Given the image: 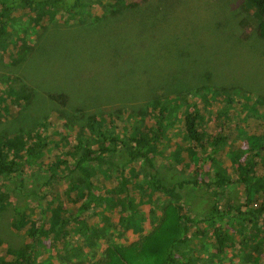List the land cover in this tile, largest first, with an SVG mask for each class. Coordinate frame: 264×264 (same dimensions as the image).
Segmentation results:
<instances>
[{
    "label": "rangeland",
    "instance_id": "obj_1",
    "mask_svg": "<svg viewBox=\"0 0 264 264\" xmlns=\"http://www.w3.org/2000/svg\"><path fill=\"white\" fill-rule=\"evenodd\" d=\"M67 2L70 3L61 6L55 17L49 6L44 7L48 12L42 17L40 6H22L3 20L7 23L5 33L0 30V145L22 144L24 140L32 147L34 143L29 136L36 134L42 136V148L47 144L41 159L44 168L35 160L26 162L23 144L22 173L3 181L7 201L12 205L8 213L0 216V259L11 260L12 251L25 250L31 243L26 234L28 227L17 228V208L28 207L30 219L39 225L45 218L43 221V208L38 205H62L67 212L65 216L78 215L80 202L76 204L64 194L54 196L48 185L51 177L61 181L64 193L72 183L78 191L83 184L78 183L79 173L74 174L77 154L81 155L86 146L98 147L100 142L97 144L96 140L101 141L102 133L107 145L114 133L124 140L134 129L146 133L144 125L152 126L154 117H148L145 124L130 113L154 100L160 108L169 99L183 96L187 103L178 106L174 101L172 116L177 115L183 121L184 113L197 106L203 116L202 131L211 136L222 134L230 140L224 142L225 151L213 159L208 153L195 159L183 150L184 165H175L171 159L177 145L187 147L186 141L170 130L159 142L157 153L151 157L157 165L155 169L167 175L168 182L176 185L180 180L174 192V196L180 197L177 202L172 194L147 196L150 191L143 175L137 179L129 167L123 166L121 172L131 181L130 197L138 204L125 216L133 213L136 222L142 219L125 231L120 223L121 204L111 210L107 203L93 204L79 222L71 221V227L84 228L87 220L90 228L103 229L102 235H106L95 247L84 244L86 261L89 256L92 259L93 253L94 258L96 255L100 258L110 247L106 241L128 246L149 234L154 228L152 219H157L155 225L159 224L169 207L168 201H180L181 205L173 206H181L180 215L193 221L202 220L204 212L216 204L237 205L243 214L258 211L264 197L253 205H245L246 186L252 184L255 170L249 171L246 182L239 184L236 165L225 155L231 153L234 142L245 151H254V138L264 146V39L259 36L260 20L249 2L124 0L114 4L112 0H82L76 6V0ZM4 3L0 2V13ZM150 113L157 115L155 111ZM181 121L179 125L183 128ZM13 150L17 152L18 148ZM34 152L36 155L37 150ZM259 161L264 166V150ZM96 167L89 163L92 191L105 197L106 190L118 186L120 179H110L111 175L103 172L105 166L100 172ZM131 167L138 170L141 166ZM184 179L197 180L199 187L188 184L179 188ZM221 180L225 184H217ZM82 192L88 194L85 185ZM75 195L72 193L71 197ZM103 209L105 212L100 216H89ZM235 212L232 210L231 214ZM231 219L223 222L232 236L230 243L237 242L241 235L252 245H260L263 250L259 264H264V214L255 225L236 214ZM49 226L50 222H46L45 227ZM199 228L204 229L203 236ZM199 228L198 224H188L186 235L194 238L186 248L177 247L173 256L176 261L242 263L244 254H237V248H226L227 252L219 255L213 247V230L205 223ZM42 241L44 255L40 261L46 262L43 264H81L85 260L74 257L64 261L65 240L59 239L55 246L52 236ZM204 242L206 249L201 250Z\"/></svg>",
    "mask_w": 264,
    "mask_h": 264
},
{
    "label": "trees",
    "instance_id": "obj_2",
    "mask_svg": "<svg viewBox=\"0 0 264 264\" xmlns=\"http://www.w3.org/2000/svg\"><path fill=\"white\" fill-rule=\"evenodd\" d=\"M9 1L11 0H0V2H5L3 12L0 13V30L4 33L7 23L3 20H5V18L8 17L7 15L11 14L13 10H17L22 6L30 7L36 5L40 6L43 13L40 17H42L48 12L44 7L49 6L53 9L52 16L55 17L58 9L62 8L61 6L64 7L70 3L67 2V0H15L14 4L7 5ZM81 1L82 0H76L74 5L76 6L81 3ZM112 1H114L115 4V2L122 3L124 0ZM245 1L249 2V4L255 9V15L260 20L258 28L259 36L264 39V0ZM250 26L251 23H248V27ZM174 101L178 106H183L184 103H187V99L183 96H178L177 98L169 99L158 108V102L154 100L149 102L139 111L130 113V115L145 124L148 117H154L156 121L152 126L144 125V129L147 131L146 133L141 129H134L132 135L125 137V140L121 139L117 133H114L110 137V143L108 145L104 143L106 136L102 133V135L99 136L101 141L96 140L97 144L100 142L98 147L86 146L81 155H78L75 152V155L77 154L79 158H74L77 160L74 174L79 173L80 182L78 183L83 185H80L77 191L76 184L72 183V186L68 187L65 193L64 189H61V181L55 177H51V181L48 185L53 189L54 196L64 194V196H67L72 202L76 204L80 202L78 203L81 205L78 209V215L75 217H72L71 215L65 216L67 212L62 205H47L46 207H44V205H38L43 208V221L45 218V222L39 225L38 221L30 219V214L26 212L28 207L24 209L17 208L16 212L19 216L17 228L20 230L28 227L26 234L30 238L31 243H29L25 250L12 251L10 253L13 257L11 260L5 258L0 259V264H43L44 261H40L44 255L42 240L43 238L46 239L51 236L53 237L54 246L59 239L66 241L63 249L65 252L63 260L66 262L67 260L71 261L72 258L76 257L85 259L81 264H177L178 262H180V264H190L188 262L183 263L180 259L176 261L173 256L178 252L176 251L178 249L177 247L185 246L186 248L187 245L193 241V235L190 238L186 235L188 232V224L191 223L198 224V228L201 223H205L213 230L215 241L213 247L217 248L216 251L219 255H224L227 252L225 251L226 248H237V254H244L241 259V264H259V255L263 250L262 247L258 244L252 245L245 236L241 235L237 242L230 243L232 236L228 234V229L223 225V222L231 221V216L236 214L255 225L259 222L260 216L264 214V201L260 202V209L258 211H249L245 214L241 213L240 209L236 208L237 205H212L208 211L204 212V215L200 218L202 220L195 221L189 217L180 215L179 210L182 209L181 206H173L181 205L180 201L175 203L180 197L174 196V192L177 191V187L175 186L180 180L176 185L174 182H168L167 175L163 174L159 169H155L157 168V165H155L151 155L157 153L156 151L159 142L165 139L170 130L174 131L175 136L186 141L188 143L187 147L180 148V145H177L175 148L177 149V152L174 155L176 160L173 157L171 159V162L175 165L176 163L184 165V160L181 157L184 152L183 150L191 153L190 156L195 159L198 155L201 156L204 153H208V157L213 159L215 156L225 151L224 148L226 145H224V142L230 140L228 136H223L222 134L211 136L207 132L202 131L201 119L203 116L202 113L199 112L197 106L193 111L187 110L184 113L185 117L183 118V121H181L182 119H177V115L172 116L173 113L170 112V109ZM229 102L230 104L233 103L231 100ZM152 111H155L157 115H152L150 113ZM180 121L183 128H180ZM221 136L223 138H221ZM29 137H31L30 140L34 143L32 147H28L24 140H22V144L8 142L0 145V216H4L8 213L12 205V202L7 201L9 196L6 189L7 186L4 185L5 183H3V181L22 173L21 169L23 165L20 160H22L23 157L20 156V152L24 148L23 144L26 145V150H24L27 153L26 162L35 160L34 162L40 164L42 168H44L41 159L44 157L43 148H46L47 144H44V147L42 148V142L40 141L42 136L39 134ZM256 140V138L253 139L255 143L254 151L252 149L245 151L242 149V146L237 145L236 142H234L231 147V153H225L232 164L236 165L237 180L239 184H241V182H246L249 177V171L255 170L256 174L252 178V184L249 187L246 186L245 192L247 193V202L245 205H253L258 202L261 197H264V166L259 161L260 152L264 150V146L257 144ZM16 148H18L17 152L13 150ZM35 149L37 150L36 155L34 152ZM10 150H12L10 152L12 155L8 156ZM246 154H248L246 156L247 158H245ZM116 156H119L117 161L114 160V157ZM188 159L190 160L189 156ZM89 163L92 166H97L96 171L98 172L102 171V167L105 166L103 172L111 175L110 179L115 177L120 179L118 186L106 190L105 197L95 195L92 191L94 187L92 183L93 175L88 168ZM136 164L141 166L138 167V170L131 167ZM123 166L124 168L129 167L132 176L137 179H140V176L143 175V180L148 186L147 190L150 191L147 193V196L157 193L172 194L173 201L175 202L168 201L166 205H169V207L165 210L162 219H159V224L155 225L157 219H152V224L154 223L153 230L149 234L143 235L139 241L128 246L111 242V240L106 241L110 246L106 252H104L100 258L96 255V260L94 258V253L92 254V259L88 255L89 258L86 261V258L83 256L84 244L86 243L87 245L95 247L100 243L99 241L106 239V235H102L104 232L103 229L90 228L86 218H84L86 220L84 228H78L76 225L75 227H71V221L79 222L80 217L91 211V206L93 204L104 205V203H107V207L110 210L116 207V205L121 204L123 208L120 211L122 216L120 218V223L125 231L132 229L137 222L142 219L140 217L136 222L133 213L125 216L129 210L135 209L138 204H135L134 200L130 197V180L127 178L125 172H121ZM109 175L108 177H110ZM221 183L225 184V181L221 180L217 184L220 185ZM188 184L192 185L193 188H198L200 183L197 180L189 181L184 179V181L181 182V185H179V188ZM84 185L88 190V194L84 192L80 193L81 187ZM207 186H210V184H207ZM47 187L48 186L46 185V189ZM72 193H76L74 198L71 197ZM124 201H127L126 205L124 204ZM148 201H150V198H148ZM225 206H228V208L225 209ZM232 210H235L236 212L231 214ZM104 212L105 209L101 212L94 211L89 216H100ZM150 214L155 216L154 211H151ZM46 222H50L49 228L45 227ZM199 230L202 233L201 236H203L205 234L204 229L201 230L199 228ZM254 234L256 235V233ZM75 236L81 237V240H74L73 237ZM203 249H206L205 242L201 247V250Z\"/></svg>",
    "mask_w": 264,
    "mask_h": 264
}]
</instances>
